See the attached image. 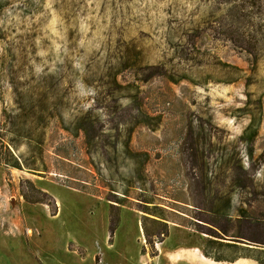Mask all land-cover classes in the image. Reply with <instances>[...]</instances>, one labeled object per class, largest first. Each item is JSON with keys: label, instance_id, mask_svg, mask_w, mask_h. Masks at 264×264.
<instances>
[{"label": "rangeland", "instance_id": "rangeland-1", "mask_svg": "<svg viewBox=\"0 0 264 264\" xmlns=\"http://www.w3.org/2000/svg\"><path fill=\"white\" fill-rule=\"evenodd\" d=\"M226 1L0 0V264L256 235L214 206L264 220V11Z\"/></svg>", "mask_w": 264, "mask_h": 264}, {"label": "crops", "instance_id": "crops-1", "mask_svg": "<svg viewBox=\"0 0 264 264\" xmlns=\"http://www.w3.org/2000/svg\"><path fill=\"white\" fill-rule=\"evenodd\" d=\"M240 205L243 207L239 208ZM214 206H217L218 214L230 223L250 222L247 224L256 235L248 236L247 233H240L239 236L230 238L215 229L212 224L188 217L193 223L214 230L219 236L214 237L207 232L196 231L191 228L193 226L185 228L187 250L172 252L169 255L170 260L176 261L177 264H264V220H259L252 213L246 212L245 203L238 201L237 192L230 197H220ZM192 209L203 214L211 212L210 209L203 207ZM174 231L179 233L177 229Z\"/></svg>", "mask_w": 264, "mask_h": 264}, {"label": "trees", "instance_id": "trees-1", "mask_svg": "<svg viewBox=\"0 0 264 264\" xmlns=\"http://www.w3.org/2000/svg\"><path fill=\"white\" fill-rule=\"evenodd\" d=\"M239 1L240 0H238L237 2H239ZM241 1L242 2L240 3L241 4L240 9L242 7H245L247 3H250V6L253 9L257 10L259 18L262 16L263 11H264V0H241ZM226 4L231 5L232 4V1L231 0L226 1ZM233 9L231 10V13H232ZM229 16H230V14H229Z\"/></svg>", "mask_w": 264, "mask_h": 264}]
</instances>
